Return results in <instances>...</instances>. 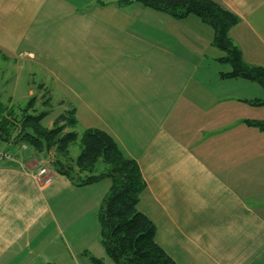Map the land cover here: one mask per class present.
<instances>
[{
    "label": "crops",
    "instance_id": "crops-1",
    "mask_svg": "<svg viewBox=\"0 0 264 264\" xmlns=\"http://www.w3.org/2000/svg\"><path fill=\"white\" fill-rule=\"evenodd\" d=\"M121 1L0 0V57L65 87L83 128L108 132L137 162L139 210L177 264H264V131L246 124L264 122L248 102L264 88L221 79L232 68L197 17ZM210 1L239 20L229 36L244 62L264 68V0ZM0 151L14 155L0 159V264L103 260L79 226L97 219L109 181L75 187L51 156Z\"/></svg>",
    "mask_w": 264,
    "mask_h": 264
},
{
    "label": "trees",
    "instance_id": "trees-1",
    "mask_svg": "<svg viewBox=\"0 0 264 264\" xmlns=\"http://www.w3.org/2000/svg\"><path fill=\"white\" fill-rule=\"evenodd\" d=\"M133 3L176 20L197 17L213 30L214 46L226 55L221 61L232 68L229 73H221V79H243L264 88V68L248 66L229 36L230 29L239 20L219 5L210 0H123L120 5ZM248 102L255 107H264L262 100ZM64 108L53 128L46 129L42 121L47 113L33 114L34 101L24 109L15 110L0 100V143L27 146L36 156L53 155L49 164L75 187L109 181L98 220L101 246L113 264H177L157 244L154 223L139 210L140 198L147 185L137 162L122 152L113 136L100 129L85 130L81 154L77 159L72 158L70 147L79 138L75 131L78 125L76 108L72 105ZM246 124L264 131V122L246 121ZM89 259L92 264H106L94 256L89 255Z\"/></svg>",
    "mask_w": 264,
    "mask_h": 264
},
{
    "label": "rangeland",
    "instance_id": "rangeland-1",
    "mask_svg": "<svg viewBox=\"0 0 264 264\" xmlns=\"http://www.w3.org/2000/svg\"><path fill=\"white\" fill-rule=\"evenodd\" d=\"M13 64L15 63L12 61V59L7 60L0 57V100L4 104L14 107L15 110L24 109L30 102L34 101L35 109L32 113L36 115L47 113L46 117L42 121V126L46 129H52L56 119L61 114H63V108L70 105L73 97L71 98L69 95H65L66 88L60 86L58 83L57 85L59 87H56V83L53 80L44 78L40 73L32 74L30 71H28V68H26L23 72H18L16 71V68L13 67ZM77 122L78 125L75 131L77 132L79 138L70 147V154L74 159H77L81 154V138L86 130L83 128L81 123H79V121ZM22 147L27 148V146L24 145ZM32 150L33 149L30 148V152H32ZM47 155L51 156L50 159L53 156L49 154ZM100 167L101 164L98 165V169H100ZM48 177H50V182L46 183V181L49 179ZM48 177H42L39 175V173L37 174V179L39 180L41 186H47L51 183L52 180L49 174ZM104 182L105 181L97 184V187H103V185H105ZM98 211L99 209L97 210V219L96 217L94 219L91 213L89 217L87 216L83 219L79 226V231L82 234L85 232V238L87 242L91 243L92 246L95 245L97 247H95L96 249L93 248L94 251H101L103 260L107 264H113L106 257L105 251L100 243ZM92 220H95L98 228L96 227L95 223L93 228L91 224Z\"/></svg>",
    "mask_w": 264,
    "mask_h": 264
},
{
    "label": "built area",
    "instance_id": "built-area-1",
    "mask_svg": "<svg viewBox=\"0 0 264 264\" xmlns=\"http://www.w3.org/2000/svg\"><path fill=\"white\" fill-rule=\"evenodd\" d=\"M0 159H12V155L10 153H2L0 152ZM39 175L42 176V177H48V172H47V169H41L40 172H39ZM49 179L46 181V183H49L50 182V177H48Z\"/></svg>",
    "mask_w": 264,
    "mask_h": 264
}]
</instances>
